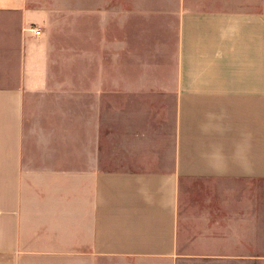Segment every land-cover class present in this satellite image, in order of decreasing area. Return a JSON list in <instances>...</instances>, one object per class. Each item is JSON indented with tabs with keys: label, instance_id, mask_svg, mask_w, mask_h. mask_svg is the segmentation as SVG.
Returning <instances> with one entry per match:
<instances>
[{
	"label": "crops",
	"instance_id": "1",
	"mask_svg": "<svg viewBox=\"0 0 264 264\" xmlns=\"http://www.w3.org/2000/svg\"><path fill=\"white\" fill-rule=\"evenodd\" d=\"M0 264H264V0H0Z\"/></svg>",
	"mask_w": 264,
	"mask_h": 264
},
{
	"label": "rangeland",
	"instance_id": "2",
	"mask_svg": "<svg viewBox=\"0 0 264 264\" xmlns=\"http://www.w3.org/2000/svg\"><path fill=\"white\" fill-rule=\"evenodd\" d=\"M51 30L53 31V30H55V28L54 27H51ZM64 74H66L67 76H69V73H64Z\"/></svg>",
	"mask_w": 264,
	"mask_h": 264
},
{
	"label": "built area",
	"instance_id": "3",
	"mask_svg": "<svg viewBox=\"0 0 264 264\" xmlns=\"http://www.w3.org/2000/svg\"><path fill=\"white\" fill-rule=\"evenodd\" d=\"M34 34H35L36 36H38V35L40 34V32L36 31Z\"/></svg>",
	"mask_w": 264,
	"mask_h": 264
}]
</instances>
